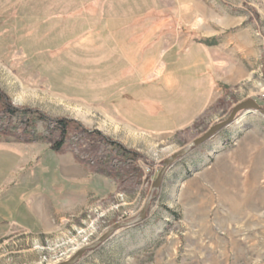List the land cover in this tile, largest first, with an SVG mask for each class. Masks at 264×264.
<instances>
[{
	"label": "rangeland",
	"instance_id": "obj_1",
	"mask_svg": "<svg viewBox=\"0 0 264 264\" xmlns=\"http://www.w3.org/2000/svg\"><path fill=\"white\" fill-rule=\"evenodd\" d=\"M0 95V111L70 120L135 154L139 180L89 169L109 193L41 228L11 207L77 162L0 130V264L68 261L137 217L167 158L238 103L264 108V0H0ZM74 264H264V116L241 112L175 160L145 219Z\"/></svg>",
	"mask_w": 264,
	"mask_h": 264
},
{
	"label": "trees",
	"instance_id": "obj_2",
	"mask_svg": "<svg viewBox=\"0 0 264 264\" xmlns=\"http://www.w3.org/2000/svg\"><path fill=\"white\" fill-rule=\"evenodd\" d=\"M27 113L3 103L0 111V130L6 128L12 135H18L19 141L23 140V143H32L36 139L45 140L54 154L70 151L77 163L113 178L120 184L140 179L139 168L135 166V154L120 144L97 131H87L73 121L51 120L44 116L34 118L29 117ZM12 119L16 120L14 124ZM36 121L43 124L44 135L34 133Z\"/></svg>",
	"mask_w": 264,
	"mask_h": 264
},
{
	"label": "crops",
	"instance_id": "obj_3",
	"mask_svg": "<svg viewBox=\"0 0 264 264\" xmlns=\"http://www.w3.org/2000/svg\"><path fill=\"white\" fill-rule=\"evenodd\" d=\"M166 51L163 50L161 53L164 54ZM188 51L189 49L181 55ZM181 55L178 56L177 60ZM220 65L218 59L212 55L211 67L214 77H219ZM59 164L60 169L64 168L66 175L68 174V182L60 181L54 173L52 184H43L40 188L36 187L35 190L33 188L30 194L23 197L20 203L16 204L17 209L11 207L13 211L16 210L18 217L22 216L26 219V224L29 223L28 216H30L39 223L41 228H49L54 217L77 213L85 208L88 202L93 199L104 198L109 193L108 181L103 178L94 179V177L92 179L93 175L91 176L87 166L75 162L73 165L66 163L63 166L61 165L62 160ZM8 180L12 179L8 178ZM104 186H106V190H104Z\"/></svg>",
	"mask_w": 264,
	"mask_h": 264
},
{
	"label": "water",
	"instance_id": "obj_4",
	"mask_svg": "<svg viewBox=\"0 0 264 264\" xmlns=\"http://www.w3.org/2000/svg\"><path fill=\"white\" fill-rule=\"evenodd\" d=\"M241 112H256V113H259V114L264 116V108H262L260 105H258L254 100L248 99V100H245L241 103H238L236 106H234L232 108L228 118L225 121H222L218 124L213 125L202 136L193 140L190 144H188L184 148L180 149L178 152H176L175 154H173L172 156H170L169 158H167L164 161L162 169L158 173L156 180L154 181V183L151 186V193L148 196L142 210L140 211V213L137 215V217L135 219H133L132 221H129V222H123V223L115 224L104 235H102L99 239H97V241H95V243L81 248L79 251H77V253L71 259H69L68 261L59 263V264H74L75 262L78 261V259L83 255V253L86 250L96 248L99 244H101L103 241H105L107 238H109L111 236V234L114 231H116L117 229L133 226V225L139 223L140 221L144 220L145 215H146V211L149 207V203H150L151 199L153 198V192L159 188L161 180H162L167 168L175 160H177L178 158H181L185 154H187L192 148L198 147L202 143H204L207 140L214 137L220 130L227 127L231 123H233L236 116Z\"/></svg>",
	"mask_w": 264,
	"mask_h": 264
},
{
	"label": "bare ground",
	"instance_id": "obj_5",
	"mask_svg": "<svg viewBox=\"0 0 264 264\" xmlns=\"http://www.w3.org/2000/svg\"><path fill=\"white\" fill-rule=\"evenodd\" d=\"M200 22H201V21H200V20H198V22H197V25H199V24H200ZM249 113H251V112H249Z\"/></svg>",
	"mask_w": 264,
	"mask_h": 264
}]
</instances>
